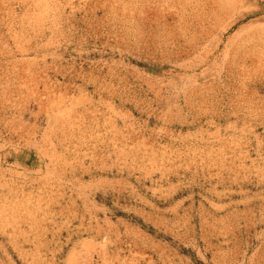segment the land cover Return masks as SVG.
Instances as JSON below:
<instances>
[{
  "label": "rangeland",
  "instance_id": "obj_1",
  "mask_svg": "<svg viewBox=\"0 0 264 264\" xmlns=\"http://www.w3.org/2000/svg\"><path fill=\"white\" fill-rule=\"evenodd\" d=\"M0 264H264V0H0Z\"/></svg>",
  "mask_w": 264,
  "mask_h": 264
}]
</instances>
